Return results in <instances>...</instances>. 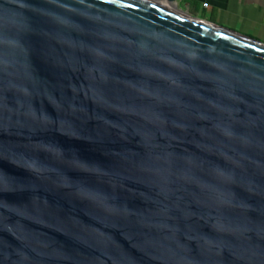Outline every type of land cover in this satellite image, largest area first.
I'll use <instances>...</instances> for the list:
<instances>
[{"label":"water","instance_id":"1","mask_svg":"<svg viewBox=\"0 0 264 264\" xmlns=\"http://www.w3.org/2000/svg\"><path fill=\"white\" fill-rule=\"evenodd\" d=\"M179 0H0V264H264V43Z\"/></svg>","mask_w":264,"mask_h":264},{"label":"crops","instance_id":"2","mask_svg":"<svg viewBox=\"0 0 264 264\" xmlns=\"http://www.w3.org/2000/svg\"><path fill=\"white\" fill-rule=\"evenodd\" d=\"M173 8L264 43V0H179Z\"/></svg>","mask_w":264,"mask_h":264}]
</instances>
